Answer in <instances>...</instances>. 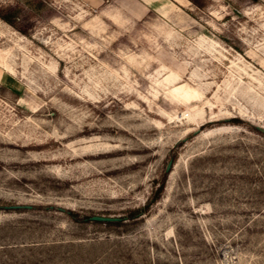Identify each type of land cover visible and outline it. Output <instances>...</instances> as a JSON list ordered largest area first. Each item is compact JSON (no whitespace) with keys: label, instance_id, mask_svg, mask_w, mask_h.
<instances>
[{"label":"rangeland","instance_id":"1","mask_svg":"<svg viewBox=\"0 0 264 264\" xmlns=\"http://www.w3.org/2000/svg\"><path fill=\"white\" fill-rule=\"evenodd\" d=\"M263 129L264 0H0V264H264Z\"/></svg>","mask_w":264,"mask_h":264},{"label":"trees","instance_id":"2","mask_svg":"<svg viewBox=\"0 0 264 264\" xmlns=\"http://www.w3.org/2000/svg\"><path fill=\"white\" fill-rule=\"evenodd\" d=\"M175 152H176L175 149H173L171 152L170 157L172 159H175V157H176ZM164 187H165V177L161 180V182H159V186L153 192V195L151 196L150 200L143 207L130 210L128 213V218L134 219V218H137V217L145 214L150 209L151 205L160 199L162 192L164 190ZM122 219L123 218H121V220ZM121 220L120 221L105 222V223L119 224V223H121Z\"/></svg>","mask_w":264,"mask_h":264},{"label":"water","instance_id":"3","mask_svg":"<svg viewBox=\"0 0 264 264\" xmlns=\"http://www.w3.org/2000/svg\"><path fill=\"white\" fill-rule=\"evenodd\" d=\"M264 131V129H263ZM173 161L170 160L168 165H167V171H170L172 167ZM31 205H26V204H11V205H0V209H8V210H13V209H31ZM59 210L65 211L64 208L58 207ZM91 220L93 221H100V222H111V221H120L121 217H113V216H104V215H93L90 217Z\"/></svg>","mask_w":264,"mask_h":264}]
</instances>
